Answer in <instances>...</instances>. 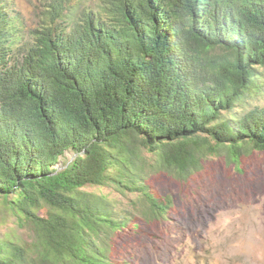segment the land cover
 <instances>
[{"label": "trees", "instance_id": "1", "mask_svg": "<svg viewBox=\"0 0 264 264\" xmlns=\"http://www.w3.org/2000/svg\"><path fill=\"white\" fill-rule=\"evenodd\" d=\"M81 1L26 29L0 0V207L18 229L0 264H114L131 213L86 188L164 222L152 175L264 150V107H239L259 89L264 0Z\"/></svg>", "mask_w": 264, "mask_h": 264}, {"label": "rangeland", "instance_id": "2", "mask_svg": "<svg viewBox=\"0 0 264 264\" xmlns=\"http://www.w3.org/2000/svg\"><path fill=\"white\" fill-rule=\"evenodd\" d=\"M106 1L82 0L81 6L93 9ZM9 2L24 28L32 29L49 20L54 0ZM257 73L259 89L239 104L243 109L264 107V67ZM148 182L157 197L172 200L164 222L144 220L109 187L86 188L131 213L114 239V264H264V150L243 149L234 157L220 148L185 180L157 174ZM12 221L0 207V235L18 230Z\"/></svg>", "mask_w": 264, "mask_h": 264}]
</instances>
